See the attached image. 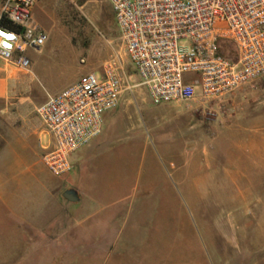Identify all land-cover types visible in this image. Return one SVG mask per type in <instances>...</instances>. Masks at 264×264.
Masks as SVG:
<instances>
[{"label": "rangeland", "instance_id": "obj_1", "mask_svg": "<svg viewBox=\"0 0 264 264\" xmlns=\"http://www.w3.org/2000/svg\"><path fill=\"white\" fill-rule=\"evenodd\" d=\"M112 8L109 0H36L32 15L47 41L27 56L38 70L0 99V114H37L48 92L103 73L109 62L124 77L115 109L137 114L141 130L126 135V144L92 152L86 146L71 157L65 188L81 198L62 200L83 224L62 263L264 264V163L255 164L252 149L264 131V78L215 100L198 95L155 105L125 52ZM228 46L223 52L235 58ZM29 69L0 58V75ZM10 121L0 118V153L9 139L1 129ZM125 124L121 119L119 126ZM35 172L52 176L38 160ZM2 217L17 223L0 211V264H57L59 258L41 260L38 252L15 262ZM110 236H118L115 245Z\"/></svg>", "mask_w": 264, "mask_h": 264}, {"label": "built area", "instance_id": "obj_2", "mask_svg": "<svg viewBox=\"0 0 264 264\" xmlns=\"http://www.w3.org/2000/svg\"><path fill=\"white\" fill-rule=\"evenodd\" d=\"M109 1L125 52L155 105L198 95L215 100L264 78V0ZM35 2L1 0L0 31L11 35L0 36V58L21 69L31 67L27 51L47 41L32 15ZM229 44L235 58L223 52ZM123 83L118 65L109 62L103 73L83 74L37 107L53 138L42 156L52 175L70 173L73 154L102 133L105 114L120 104Z\"/></svg>", "mask_w": 264, "mask_h": 264}, {"label": "crops", "instance_id": "obj_3", "mask_svg": "<svg viewBox=\"0 0 264 264\" xmlns=\"http://www.w3.org/2000/svg\"><path fill=\"white\" fill-rule=\"evenodd\" d=\"M36 69L38 70V66L32 61L26 73L10 71L1 74L0 99L10 97L13 87L22 83L25 77L34 75ZM76 80L77 77L70 84ZM70 84H63L47 95L56 94ZM116 109L105 114L102 133L87 145L88 148L84 151L92 152V149L102 151L116 143L126 144V135L141 130L137 114H126V108ZM33 115L39 117L38 114H0V118L12 120L1 129L3 135L5 133L9 135V139H3L0 153V211L11 214L16 218L17 223L14 220L8 223L3 217L1 221L13 234L11 254H14L15 262H20L38 252L42 257L41 260H45L47 256L56 257L59 258L57 264H63L62 262L66 261L64 258L68 256V247L71 248L73 240L76 241L81 235L83 223L76 218L77 210H69L62 199L69 200L64 196L68 189L76 190L78 200L81 195L73 187L65 188L67 181L65 176L52 175L47 179H41L36 174L37 160L44 165L42 156L45 148L51 145L53 138L43 121L41 124L34 122ZM262 118L256 116L254 119ZM19 119L24 120L20 127L17 124ZM121 119L126 122L122 127L119 126ZM257 140L259 143L253 145L252 149L255 154V164L260 165L264 163V131L257 134ZM124 211L125 209H119L117 214ZM110 237L108 239L111 240L112 245L119 240L118 236Z\"/></svg>", "mask_w": 264, "mask_h": 264}, {"label": "water", "instance_id": "obj_4", "mask_svg": "<svg viewBox=\"0 0 264 264\" xmlns=\"http://www.w3.org/2000/svg\"><path fill=\"white\" fill-rule=\"evenodd\" d=\"M64 196L67 199L72 200V201H76V200L79 199V196H78L76 190H74V189H68V190H66Z\"/></svg>", "mask_w": 264, "mask_h": 264}, {"label": "clouds", "instance_id": "obj_5", "mask_svg": "<svg viewBox=\"0 0 264 264\" xmlns=\"http://www.w3.org/2000/svg\"><path fill=\"white\" fill-rule=\"evenodd\" d=\"M0 34H2V35H0V36H5V37H8V36L11 35V34H9V33L3 32V31H0ZM4 43H5V45H6L7 48H11V47H12L11 44L7 43V40H5Z\"/></svg>", "mask_w": 264, "mask_h": 264}, {"label": "trees", "instance_id": "obj_6", "mask_svg": "<svg viewBox=\"0 0 264 264\" xmlns=\"http://www.w3.org/2000/svg\"><path fill=\"white\" fill-rule=\"evenodd\" d=\"M2 23H3L4 25H8V26H10V27H15V25L9 23V22L6 21V20H3Z\"/></svg>", "mask_w": 264, "mask_h": 264}, {"label": "snow or ice", "instance_id": "obj_7", "mask_svg": "<svg viewBox=\"0 0 264 264\" xmlns=\"http://www.w3.org/2000/svg\"><path fill=\"white\" fill-rule=\"evenodd\" d=\"M0 35H2V34H0Z\"/></svg>", "mask_w": 264, "mask_h": 264}]
</instances>
